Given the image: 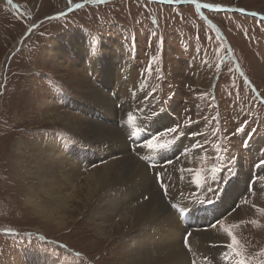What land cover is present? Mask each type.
<instances>
[{
	"label": "rangeland",
	"instance_id": "rangeland-1",
	"mask_svg": "<svg viewBox=\"0 0 264 264\" xmlns=\"http://www.w3.org/2000/svg\"><path fill=\"white\" fill-rule=\"evenodd\" d=\"M103 58L125 59L128 72L146 80L150 105L144 116L164 110L177 114L179 121L172 127L178 126V132L161 136V141L176 139L186 125H193L187 138L198 153L170 161V169H150L163 196L153 190L168 207L186 199L190 205L220 201L209 181L212 171L220 175L225 190L238 174L248 183L255 178L252 193L240 197L210 227L231 228L248 264H264V211L258 210L264 209V180L257 179L264 176V165L257 173L248 169L253 153L263 151L252 158V166L264 159V0H0V264H116L134 245L135 230L120 223L114 211V188L84 205V190L78 186L83 181H75L67 207H51L32 161L34 152L51 141L63 151L68 145L91 146L90 139L61 121L66 114H79L88 101L84 82L75 85L79 73L99 90L113 86L106 78L121 64L105 68ZM109 95L124 108L118 95ZM117 117L122 125V113ZM99 121L114 125L110 118ZM244 137L249 144L247 157L241 159ZM96 157L86 154L83 175L103 166V158ZM242 162H247L245 172ZM179 166L190 168L192 183L180 182ZM34 195L41 200L30 198ZM34 199L39 207L30 204ZM40 203L53 213L52 222L40 217ZM101 229L113 236L104 239ZM203 240L209 245V264L240 259L229 247L222 254L218 241ZM143 246L139 241V248Z\"/></svg>",
	"mask_w": 264,
	"mask_h": 264
},
{
	"label": "bare ground",
	"instance_id": "bare-ground-1",
	"mask_svg": "<svg viewBox=\"0 0 264 264\" xmlns=\"http://www.w3.org/2000/svg\"><path fill=\"white\" fill-rule=\"evenodd\" d=\"M57 59L61 61V59ZM101 60H105L103 61L105 68L112 67L116 64L115 62L121 64L118 71L113 70L106 78V84H113V86L99 90L88 82L85 74L79 73V79H76L75 85L82 84L81 81L84 82L83 86L87 89L85 95L88 97V101L85 103V107H79V114H66L61 121L66 129L90 139L91 146L83 149L79 145H68L63 151L61 145L51 141L44 143V148L34 152L32 161L36 165L35 176L45 197L49 200L48 204L51 207L66 208L75 195L79 180L83 181L78 186L84 190L80 193L84 196V205H87L102 190L114 188L111 200L114 202V211L119 215L118 218L121 221L119 222L129 223L135 230L134 245L130 246L129 251L122 252L124 255L116 260V264H193V262L194 264H209V245L207 241L203 240L207 237L208 241H218L220 243L219 251L225 255L226 252H229L227 251L228 237L224 229L222 231L220 227L188 230L189 232L193 231L194 234L193 236L190 234L192 237L190 236L184 242L187 230L182 227L172 208L168 207L153 190L155 188L162 195L156 188L155 178L150 177L151 166L155 165L150 166L145 163V159L134 150V143L130 140L135 132L141 131L146 123L161 118L166 126L169 124V117L157 115L151 120L149 119V122H145L147 117L144 115L150 105L146 99L149 87L146 80L129 73L130 65L125 62V59L121 58L115 62L112 59L103 58ZM125 75L126 77L122 81ZM112 80L118 81L119 84L112 83ZM120 84H124L125 88ZM116 89L118 93L114 92ZM109 94L118 95L124 101V108L122 109L114 103ZM91 112H94L95 116ZM119 112L123 116L121 118L123 119L122 125L117 124ZM47 113L52 115L50 112ZM129 113L136 117L134 123H129ZM53 117L57 120L60 119L58 115H53ZM105 117L110 118L114 125L99 121ZM146 142L141 147L149 150L144 147ZM183 148L179 157L185 153L186 155L198 153L196 151L198 148L194 144L188 143ZM80 149H82L81 152H79ZM22 151L20 150L21 153ZM86 154L97 156L96 159L103 158V166L85 176L82 174V162L85 160ZM163 165L170 169L172 163L166 162ZM176 170L181 183L190 184L193 182L194 175L191 174L190 168L179 166L175 168ZM75 181L78 182L76 186ZM31 197L38 198L36 195ZM38 199L30 202L34 208L39 207ZM133 200L137 202L136 205L132 202ZM187 203L189 206L190 202L186 199L179 207H185ZM40 204V217L48 223L52 222L53 213L50 210L46 211L48 209L46 205ZM165 229L167 230L161 238V231ZM98 233L104 235V239H110L113 236L103 229L98 230ZM139 241L144 243L142 249L139 248ZM203 258H205V263Z\"/></svg>",
	"mask_w": 264,
	"mask_h": 264
},
{
	"label": "snow or ice",
	"instance_id": "snow-or-ice-1",
	"mask_svg": "<svg viewBox=\"0 0 264 264\" xmlns=\"http://www.w3.org/2000/svg\"><path fill=\"white\" fill-rule=\"evenodd\" d=\"M9 3L12 2V0H8ZM98 2L103 3L104 0H98ZM69 3H71V0H69ZM77 7H79V5H77ZM149 70H151V68H149ZM136 120V117L129 113L128 114V121L129 123H134ZM237 131H243V128H238ZM178 132V126L177 127H170L167 130H165L164 132H161L159 135H154L151 139H148L146 144L144 145V147H146L149 150H157L163 147L167 146L166 142H161L160 137L161 136H167L169 133H177ZM217 149H219V145H217ZM261 165H264V159H262L260 161L259 165H256V167H260ZM257 179L260 180H264V176H259ZM198 184L200 182V176L199 173H197V181ZM161 187L163 188L164 191V195L167 196L168 191H167V186L163 183V181H161ZM209 203H212L211 200L208 201ZM259 211H264V209H258ZM243 223V222H240ZM252 223H258L257 221H252ZM237 225H234L233 227H235ZM225 231L227 232L228 236L231 238V243L228 245L229 248L233 249V254L240 257V259L237 260L236 264H248V262L243 258L242 254L240 251L237 250V246L239 244V241L236 237V235L232 232L231 228L225 227ZM189 250H191L189 248ZM227 258V256L225 257ZM194 264V262H193Z\"/></svg>",
	"mask_w": 264,
	"mask_h": 264
}]
</instances>
